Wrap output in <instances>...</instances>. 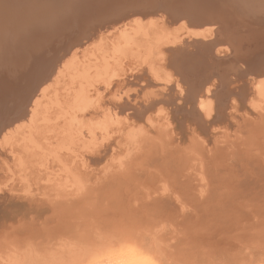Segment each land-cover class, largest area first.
I'll use <instances>...</instances> for the list:
<instances>
[{
  "label": "rangeland",
  "instance_id": "1",
  "mask_svg": "<svg viewBox=\"0 0 264 264\" xmlns=\"http://www.w3.org/2000/svg\"><path fill=\"white\" fill-rule=\"evenodd\" d=\"M29 13L32 11L25 15ZM151 23L145 20L142 27L131 22L124 29L129 30L125 31L127 35L123 32L113 36L123 35L113 41L115 44L112 39H103L78 53V63L68 67L70 73L61 77L54 89H48L51 90L46 92L44 101L41 99V108L49 118L37 117L40 121L35 124L42 126L45 137L53 136L55 124L65 119L67 108L78 105L81 90L99 78L102 66L109 65L107 62L123 65L127 59H150L155 61H149L155 71L159 70L160 56H147L146 52L158 44L163 31ZM63 34L58 32L48 38L53 40ZM51 40L42 42L38 53L51 51ZM86 77L89 79L84 80ZM259 101L254 99L232 115L237 130L213 124L204 135L192 134L190 128L181 131L177 128L179 119L186 120L181 113L173 124L170 120L171 126L163 114L155 115L156 112L148 122L114 125L112 131L109 129L111 135L100 140L103 146L96 147H100L98 154L104 155L97 162L84 161L86 166L79 154L85 150L82 146L89 145L87 139L86 143L83 141L85 145L74 138L73 146L67 144L62 150L48 151L46 147L55 145L47 146L46 142L43 150L35 144V135L27 138L17 134L16 142L8 140L0 145V264H264V132L258 139L249 133L257 129L256 124L264 123L259 122L264 115ZM255 113L259 115L256 117ZM48 125L54 127L50 130ZM242 129L248 130L247 134ZM255 140L256 144L251 145ZM19 147L27 151L35 147L33 153L39 154L37 160L33 159L35 169L30 171L23 159L14 161L9 151ZM148 148L153 150L148 152ZM162 171L171 175L168 174L170 180Z\"/></svg>",
  "mask_w": 264,
  "mask_h": 264
},
{
  "label": "bare ground",
  "instance_id": "2",
  "mask_svg": "<svg viewBox=\"0 0 264 264\" xmlns=\"http://www.w3.org/2000/svg\"><path fill=\"white\" fill-rule=\"evenodd\" d=\"M28 11H32L29 16L25 15ZM145 20L153 22L151 24L157 30L163 31L162 33L160 30L162 35L157 38L158 44L146 52L147 56L150 53L160 56L162 64L161 66L158 64L160 67H157L162 70L159 73L157 72L159 70L155 71L153 63L149 62L150 59L146 60L149 63L127 59L123 65L107 62L109 65L102 66L103 73H100L99 78L87 83L88 87L81 90L78 105L67 108L65 119L63 118L60 124H55L54 134L52 132L54 140L51 141L53 136L45 137L42 126L39 125L41 127L39 128L35 123L40 121L38 119L45 120L47 117L46 111L41 108L47 97L46 92L54 89L53 86L60 78L69 72L68 67L71 64L78 63L75 61L78 53L95 41L112 39L113 42L122 38L123 35L113 36L129 31L124 29L131 22L138 26ZM58 32H64V36L56 38L57 35H54L53 40L48 38ZM47 38L51 40L49 48H52L51 51L46 49L38 53L42 42H46ZM68 39L72 40L64 44ZM100 46L97 49H100ZM119 50L115 52L118 53ZM143 64H147V67L142 66ZM88 79L89 77H86L84 80ZM67 85L69 86V83ZM254 99L261 101L262 106L260 104L259 107H263L261 111H264V0H0V145L6 144L8 140L16 142L17 134H24L28 136L27 138L35 135V144L42 149H45L47 144L55 145L54 148L46 147L48 151H54L55 148L62 150L67 144L73 146L74 138L82 144L83 141L86 143L87 139L90 141L89 145L82 146L85 150L79 156L83 158L80 160L82 164H89L99 161L103 153L98 154L100 147L98 149L96 147L100 144L103 146L100 140L105 136L107 138L112 131L110 128L116 127L114 125L131 126L142 120L148 122L155 112V115L163 114L167 124H170V120L173 124L181 113L186 120L179 119L178 129L183 131L184 128H190L192 134L204 135L213 124L225 125L223 126L225 130L234 127L236 123H233L235 119L232 120V115L238 113V109L248 107L247 104ZM255 114L256 117L259 115ZM263 120L264 115H261L259 122L262 123ZM49 126H47L49 129L54 127ZM256 126L257 129L249 130V133L258 139L264 132V123ZM244 129L242 130L246 132ZM165 136L166 134L162 137ZM171 139L174 140L172 136L170 142H173ZM146 142L148 144V140ZM155 142L153 141V145ZM242 143L240 138L241 146ZM250 143L255 145L256 140ZM30 148L28 151L27 148L24 150L21 147L11 148L9 152L13 155L14 161L23 159L31 171L35 167L33 159L38 153L34 152V156L35 147ZM150 148L148 152L153 150ZM162 150L159 151L162 153ZM72 153L74 155V151ZM148 156L149 153L146 157ZM66 157L68 158L67 154ZM37 159L38 157L35 160ZM160 159L162 158L159 157L158 160ZM164 173L167 172L161 174L164 176L169 174Z\"/></svg>",
  "mask_w": 264,
  "mask_h": 264
}]
</instances>
